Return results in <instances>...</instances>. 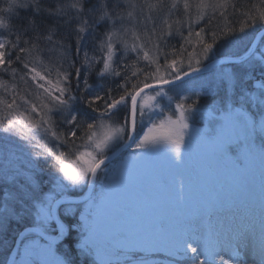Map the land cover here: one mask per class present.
Returning <instances> with one entry per match:
<instances>
[{"label":"snow or ice","instance_id":"snow-or-ice-1","mask_svg":"<svg viewBox=\"0 0 264 264\" xmlns=\"http://www.w3.org/2000/svg\"><path fill=\"white\" fill-rule=\"evenodd\" d=\"M90 2L7 0L0 8L33 10L22 27L0 19V73L11 77H0V234L35 212L37 241H45L12 264H72L73 249L91 264H147L140 253H163L169 264H264V35L242 51L239 39L257 26L264 32V0ZM181 9L184 18L172 19ZM153 12L164 13L159 24ZM217 13L226 23L193 30ZM42 14L52 22H37ZM236 14L238 28L227 22ZM73 23L74 51L59 32ZM174 35L179 48L168 44ZM194 114L208 126L194 128ZM129 148L138 154L112 162L110 152ZM41 160L52 169L47 191ZM75 188L89 193L69 227L80 205L64 194ZM50 230L57 235L46 237ZM71 232L76 239L58 256L54 246Z\"/></svg>","mask_w":264,"mask_h":264},{"label":"trees","instance_id":"trees-1","mask_svg":"<svg viewBox=\"0 0 264 264\" xmlns=\"http://www.w3.org/2000/svg\"><path fill=\"white\" fill-rule=\"evenodd\" d=\"M20 2H23V0H20ZM41 2L44 4V6H48V5L56 2V0H41ZM108 2H109V7H111L112 0H108ZM97 3H98V0H91V2L89 4H87L86 6L87 7H91L93 4H97ZM253 3L257 4V0H237V6L238 7L240 5H243V4H247L248 6H251ZM6 7H7V0H0V8H6ZM231 11L232 10L229 9V12H231ZM193 12H195V11L192 10V14H195ZM31 16H33V10L31 8L24 9V8L17 7V8H14L12 10V12H0V19H3L5 23L11 24L13 26V28L22 27L26 23L27 18H29ZM35 18H36L37 22H40L41 20H45L48 23L52 22L51 18H49V17H47L46 15H43V14L41 16H36ZM89 19H91V18H89ZM241 19H242V17L239 14L229 15L227 22H230L234 27L238 28L239 27V21ZM224 23H226V21L223 18L220 17L219 13H217L216 17L212 20V22L210 24L208 23V18L205 17V19L203 21H201L199 24H196V25L193 26V30L194 31H198L201 27H205L206 32H207L209 30H215L217 28V25H223ZM74 26L75 25L73 23V25L61 27L60 30H59L60 36H63V35L67 34V36H68V41L67 42H69V43H71L73 45V51H74V48H75V40H74L73 35L70 33V29L72 27H74ZM107 27H108V24L106 22H102L97 27V29H96V33H97L96 34V40L97 41H99L101 39V37H102V35H103V33H104V31L106 30ZM259 31H261V29L257 30L256 34ZM0 32H3V30H0ZM184 34L187 35L186 28L184 30ZM29 35H31V33H29ZM10 38L14 39V36H12ZM57 38H60V37H57ZM194 38L195 37H193V39ZM87 39H88V48H89V51H91L92 48H93L94 42H93L91 36H88ZM176 39L180 40L181 38L179 36H175L174 38H170V39H168V44L169 45H175L176 47L179 46V45L175 44V40ZM206 39H208L209 42H210V37L206 36ZM21 46H23V45H21ZM41 47L47 49L48 45H46L42 41L41 42ZM43 55H44L45 61H47L48 60V55H49L47 53V51H45V53ZM13 56H15V53H13ZM13 67L19 68L21 72L24 71L22 66L19 65V64H14ZM99 67L100 66L97 65V70L99 69ZM0 77H2L5 80H8L11 83L10 75L4 74V73H0ZM90 82L93 83V85H95V83L97 82L95 72H93V74L91 75ZM17 83H18V87L19 88L25 87V85H23L22 83H19L18 78H17ZM105 83L110 85V86H112L113 88H115V84L117 83V81L109 79V80H106ZM4 95L5 94L3 93V90L0 89V96H4ZM223 95H224V93H223V90L221 89L219 97H217V99L218 98L219 99L222 98ZM6 98H8L9 100L11 99L10 96H7ZM210 102L211 101L208 98H201V104L202 105L209 104ZM76 107L80 108L82 106L81 105H77ZM117 115H120V114H117ZM116 118H113V119L116 121ZM119 119H120V117H119ZM85 192H87V191L84 190L83 192H79V193L71 192L70 194H68L67 196L65 195V196L69 197V198L70 197L71 198H79V197L84 196L86 194ZM241 211H242V209H241ZM72 222H73L72 219H68L67 220V223L69 224V227H70ZM28 227H30V225H28V223H23L22 225H20L19 227H16V228L14 227V224H12L10 226L9 230L13 229L14 234L18 235L21 231H23L24 229H26ZM46 234L55 235L57 233H55V232L50 230ZM29 236H36V235L27 234V235H25L23 237L22 240H24L25 238H27ZM76 236H77V233L71 232L70 235H68L66 240L61 241V243L59 244V247H62L65 250V252H68L69 247L72 245V242L76 239ZM12 246H13V242H12ZM69 257L71 258L72 264H91L88 261H86L85 259H82L80 256H78L76 254V252H75V249H73V251L70 253ZM136 259H137L138 262L141 259H143L144 261L147 262V264H169L168 258L163 253H159V255H157V253L156 254L140 253L136 257ZM121 263L124 264V261H122ZM183 264H189V262L188 261H184Z\"/></svg>","mask_w":264,"mask_h":264},{"label":"rangeland","instance_id":"rangeland-1","mask_svg":"<svg viewBox=\"0 0 264 264\" xmlns=\"http://www.w3.org/2000/svg\"><path fill=\"white\" fill-rule=\"evenodd\" d=\"M258 3H259V0H257V4ZM192 10L195 11V7ZM193 13H195V12H193ZM145 15H148L147 9H145ZM151 15L156 17V23L159 24L160 18L164 15V13L163 12H161V13L153 12V13H151ZM194 15L195 14H193V16ZM177 17H179L181 19L184 18V14H183V10L182 9L180 10V12H178L176 15H174L172 17V19H176ZM185 26L186 27H184L183 31L185 30V28L187 30V25H185ZM149 27H151V25H149ZM259 29H261L260 26H257L255 29H249V30H247V32L243 36L239 37V39L242 41L241 48H240L241 51H242L244 46L248 45L253 40V38L256 36L257 30H259ZM138 30L143 31V27L140 26ZM174 37H175V35L172 38H174ZM181 43H182L181 39L180 40L179 39L175 40V44L176 45L180 46ZM258 43L264 44V40H259ZM179 46H177V48H179ZM188 50L191 51L192 49L189 47ZM134 58H135V54L130 53L129 56H128V62L131 63V61ZM140 66H142V64ZM29 84H31V81H29ZM161 103L163 105L167 106V100L166 99H162ZM207 105L208 104H205L204 106L207 107ZM116 117L119 119L120 115H116L114 118H116ZM117 118H116V121L118 120ZM54 119L59 121L60 117L58 115H54ZM113 122H115L114 119H113ZM192 126L194 128L207 127L208 126L207 118H205L201 114H194L193 115V119H192ZM79 134L80 133H78V135ZM49 146L51 147L52 145L49 144ZM110 154H111V152L109 153V155ZM130 154H138V150H135L134 148H129L123 155H121L115 161H113V163L116 164V165H119L121 163L122 159L127 158ZM40 164H41V167L44 169V172L42 173L41 179H42V182H43L44 190L47 191V188L50 186L47 183V181H48L49 173L52 171V169L43 160L40 161ZM84 190L87 191V188H83V189H81V188L69 189V191L64 194V198H69V197H66V196L68 194H70L71 192L79 193V192H83ZM96 192L97 193L100 192V185L99 184L96 185ZM79 205H80V207L78 208V210L76 212V215L71 217V218H69V219H72L73 222H74V220H76L78 218L79 212L84 210L83 209V205L81 203ZM60 211H61V213H63L64 209L61 208ZM184 211H195V209H186ZM23 223H28V225H30V227L36 228L35 212H33L29 217H27L22 223H19V224L13 223V224H14V227L16 228V227H19L20 225H22ZM55 235H57V234H55ZM55 235H52V234L48 235L47 234V236H49V237H53ZM17 236L18 235L14 234L13 229L8 230L6 233L0 234V264H8L11 252L13 250L12 247H14V243H15V240H16ZM5 241H6V243H5ZM34 241H37V236H29V237L25 238L24 240H22L19 243V246H18V249H17V252H16V256H15V260L16 261H19L22 258L20 255H17V253L18 252L22 253L24 247L27 246V245L32 244ZM12 242H13V246H12ZM37 242L44 243L42 240H38ZM54 251L56 252V254L58 256H63V254L65 253V250L62 247H59V244L56 247L54 246ZM157 255H159V253H157ZM81 258L85 259L83 257H81ZM122 261H123V258H121V262ZM88 262L91 263L90 261H88Z\"/></svg>","mask_w":264,"mask_h":264},{"label":"water","instance_id":"water-1","mask_svg":"<svg viewBox=\"0 0 264 264\" xmlns=\"http://www.w3.org/2000/svg\"><path fill=\"white\" fill-rule=\"evenodd\" d=\"M258 33H260L261 35H264V32H262V31H259ZM255 37H257V35L255 36ZM257 40L259 41L260 39L257 37ZM126 150H121L119 153H117V157L118 156H120L123 152H125ZM110 156V158H111V160L113 161V160H115L117 157H112V154L111 155H109ZM106 163H108L107 161H106ZM87 194L84 196V197H82V198H66L65 200H68V201H75L77 204H80L82 201H84L85 199H87V195H88V193H89V190H88V192H86ZM29 233H32V234H35L36 235V228H32V227H29V228H26V229H24L23 231H21L19 234H18V236H17V238H16V240H15V243H14V247H12L13 248V250H12V253H11V256H10V259H9V262H8V264H12V261L13 260H15V256H16V252H17V249H18V246H19V243H20V241H21V239L25 236V235H27V234H29ZM45 236L46 237H49V236H47L46 234H45ZM44 241V240H43ZM45 242V241H44ZM60 242H58L56 245H58Z\"/></svg>","mask_w":264,"mask_h":264}]
</instances>
